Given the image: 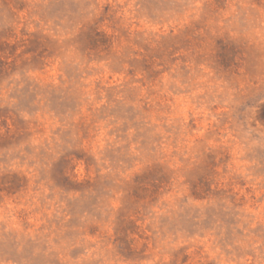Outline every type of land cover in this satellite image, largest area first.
I'll return each mask as SVG.
<instances>
[{"label": "rangeland", "instance_id": "1", "mask_svg": "<svg viewBox=\"0 0 264 264\" xmlns=\"http://www.w3.org/2000/svg\"><path fill=\"white\" fill-rule=\"evenodd\" d=\"M0 264H264V0H0Z\"/></svg>", "mask_w": 264, "mask_h": 264}]
</instances>
